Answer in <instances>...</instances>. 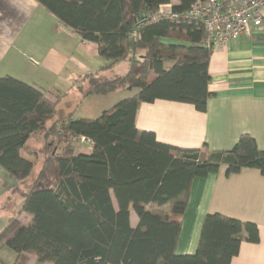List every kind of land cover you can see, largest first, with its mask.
<instances>
[{"label":"trees","instance_id":"1","mask_svg":"<svg viewBox=\"0 0 264 264\" xmlns=\"http://www.w3.org/2000/svg\"><path fill=\"white\" fill-rule=\"evenodd\" d=\"M36 1L83 40L97 43L109 60L106 68L130 56L124 74L95 71L78 80L83 98L138 91L96 118H56L64 95L52 101L38 86L0 77V165L18 181L14 192L24 197L18 214L0 231V241L17 254L13 264H28L32 253L39 262L53 264H231L244 241L258 242L256 223L210 213L196 252H177L195 178L223 166L227 174L256 168L264 175V150L253 136L242 134L225 151L185 149L159 141L136 124L144 102L165 99L205 111L214 96L209 88L212 48L203 43V25L168 17L197 0ZM38 132L46 139L37 151L43 154L41 168L25 189L36 162L22 150ZM79 135L92 140L91 149L73 140ZM132 211L138 216L135 226ZM25 212L33 216L29 223L20 219Z\"/></svg>","mask_w":264,"mask_h":264},{"label":"crops","instance_id":"2","mask_svg":"<svg viewBox=\"0 0 264 264\" xmlns=\"http://www.w3.org/2000/svg\"><path fill=\"white\" fill-rule=\"evenodd\" d=\"M179 1L172 0V4ZM163 41L184 44L178 39ZM24 49L30 56L23 53ZM22 60L29 66L28 71L20 68ZM121 61L106 68L109 60L100 55L97 43L83 40L36 0H0V77L11 75L38 86L52 101L64 95L62 101L73 91H79L78 80L87 73L99 71L108 77L126 73L129 63L115 70ZM209 72V88L214 96L208 100L205 111L191 103L165 99L144 102L137 112V127L154 132L161 142L209 151L230 150L242 134H250L264 150V25L250 36L243 35L212 48ZM137 91L138 88L123 89L86 98L81 94L79 108L91 102L93 115L89 118H96ZM75 112L70 111L67 116L76 117ZM43 136L44 147V133ZM43 147H29L27 142L22 156L41 168L43 154L37 151ZM84 147L80 146L83 150ZM14 186L16 179L0 165V214H5L7 220L14 217L12 212L8 214L5 201ZM210 213L256 223L260 240L244 241L231 264H264V175L260 170L244 168L227 174L223 166L216 173L194 179L178 239L179 254L196 252L204 219ZM32 218L29 213L20 215L22 221L27 220L24 223ZM131 222L133 226L138 223L134 211Z\"/></svg>","mask_w":264,"mask_h":264},{"label":"built area","instance_id":"3","mask_svg":"<svg viewBox=\"0 0 264 264\" xmlns=\"http://www.w3.org/2000/svg\"><path fill=\"white\" fill-rule=\"evenodd\" d=\"M171 19L196 21L203 25V43L214 48L250 36L264 25V0H197L182 13H170ZM73 140L91 149L90 138L79 135Z\"/></svg>","mask_w":264,"mask_h":264},{"label":"rangeland","instance_id":"4","mask_svg":"<svg viewBox=\"0 0 264 264\" xmlns=\"http://www.w3.org/2000/svg\"><path fill=\"white\" fill-rule=\"evenodd\" d=\"M23 53H26V56H30V52L28 50H23ZM130 56L125 57L124 60H122L120 62L119 67H116L115 70H118V68L122 67V66H126L129 61H130ZM20 68L23 69V71H28L29 66L26 64L25 60H22L20 63ZM128 69H126L125 72H127ZM1 73V72H0ZM107 74H112V72H108ZM154 76V75H153ZM152 76V77H153ZM81 97V93L76 90L73 91L71 93V96L62 100L57 107V115L56 117L58 118H64L67 116V114L70 111H76L75 115L76 117H81L82 115H84L85 117H89L92 114V106H91V102L90 103H86L83 107H81V109L79 108L80 106V101L79 98ZM77 109V110H76ZM45 141H44V136L42 132H38V133H34L33 136L31 137V139L28 141V146L29 147H43ZM56 144V143H55ZM55 144H53L51 146V150L55 149ZM62 144L60 143L59 146ZM60 147V148H61ZM59 150V149H58ZM40 166L37 165L35 167L34 170V175L32 176V180H30L28 182V184L25 186V189H29L30 185L33 183V179L35 177V174L39 171ZM18 184V181L16 180V185ZM16 186L12 187V191L7 195V199L6 201V208L8 211V214H11L10 212H12V215L16 216L17 213V209H19V207L21 206V203L24 201V197L22 196L21 193L19 192H14V188ZM2 200V198H0V201ZM1 208V207H0ZM27 213V212H25ZM6 215L2 213V215L0 214V231L8 224V222L10 221L6 219ZM23 219V218H21ZM8 221V222H7ZM27 220H23V222H26ZM17 254L16 252L10 248L8 245H3V241H0V264H13L16 260ZM29 258L30 261L28 262V264H53L52 262L49 261H45V262H39L36 258L35 254H29Z\"/></svg>","mask_w":264,"mask_h":264}]
</instances>
